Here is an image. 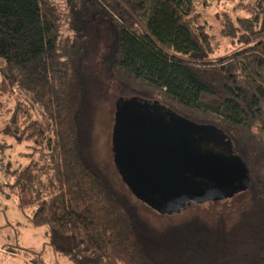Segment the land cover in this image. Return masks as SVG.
Returning a JSON list of instances; mask_svg holds the SVG:
<instances>
[{"label": "trees", "instance_id": "obj_1", "mask_svg": "<svg viewBox=\"0 0 264 264\" xmlns=\"http://www.w3.org/2000/svg\"><path fill=\"white\" fill-rule=\"evenodd\" d=\"M210 1L0 0V110H11L0 151L24 143L28 159L6 167L0 192L30 207L29 224L47 236L40 249L4 254L26 264H45L47 247L71 264H264V0H240L243 14L224 12L217 29L203 14ZM99 21L108 32L97 59ZM224 40L239 46L214 57ZM131 98L227 136L249 178L232 221L192 213L158 226L116 185L97 157V118L103 103L116 111Z\"/></svg>", "mask_w": 264, "mask_h": 264}, {"label": "water", "instance_id": "obj_2", "mask_svg": "<svg viewBox=\"0 0 264 264\" xmlns=\"http://www.w3.org/2000/svg\"><path fill=\"white\" fill-rule=\"evenodd\" d=\"M213 135L227 138L217 127L157 102L119 99L112 135L115 163L138 198L161 213H174L191 201L228 197L249 186L247 165L228 139L226 151L204 148L203 137ZM208 185L231 187L220 192Z\"/></svg>", "mask_w": 264, "mask_h": 264}, {"label": "rangeland", "instance_id": "obj_3", "mask_svg": "<svg viewBox=\"0 0 264 264\" xmlns=\"http://www.w3.org/2000/svg\"><path fill=\"white\" fill-rule=\"evenodd\" d=\"M240 0H211L210 4L203 8V14L208 23L217 29L219 22L224 12H229L233 15L243 14L240 9ZM236 9H233V8ZM106 24L98 22L96 26L95 37L91 49L93 58L99 57L101 49L104 47L105 35L108 32ZM214 33L217 32L214 30ZM223 48L216 52L214 57L222 54L230 53L238 48L239 45L231 44L230 40H224ZM3 59L0 57V65ZM10 109L0 110V125L4 118L10 114ZM115 105L113 100L105 102L101 105V111L98 113L96 130H95V149L99 160L108 167L116 185L123 191L127 192L132 199L139 204L140 212L149 219L153 224L164 226L173 222H180L189 217L192 213H199L210 220L214 221L217 216L224 215L226 219L233 220L239 210L243 208L247 201L246 192L233 194L224 198H214L205 201L201 204L189 202L185 207L174 213H161L154 207L140 198L136 197L132 190L127 185L124 178L115 163V152L113 150V128ZM12 141L11 139H7ZM27 149L24 143H15L13 146L0 151V183L5 182L8 176L6 167L15 169L19 165L27 163L28 159L25 156ZM228 198V199H227ZM139 199V200H138ZM31 208L25 210L19 208L17 200L14 196H7L0 192V264H26V259L20 256L6 255L3 249L8 245L20 244L25 247H33L40 249L47 241L45 234L46 227H34L28 222V214ZM45 264H71L65 256L57 254L55 251L46 248L44 252Z\"/></svg>", "mask_w": 264, "mask_h": 264}, {"label": "flooded vegetation", "instance_id": "obj_4", "mask_svg": "<svg viewBox=\"0 0 264 264\" xmlns=\"http://www.w3.org/2000/svg\"><path fill=\"white\" fill-rule=\"evenodd\" d=\"M203 139L206 141L205 143L203 142L205 144V146H204L205 149H208V148L212 149L214 147L213 150H215V149L217 150L219 148H220L219 150H222V151H226L227 150V144H228L227 138L223 139L219 135H217V136L213 135L212 137H210V136L203 137ZM218 152H220V151H218ZM230 187L231 186L214 187V186L208 185L209 189L217 190V191H220V192L223 191V190H226V189H228Z\"/></svg>", "mask_w": 264, "mask_h": 264}, {"label": "crops", "instance_id": "obj_5", "mask_svg": "<svg viewBox=\"0 0 264 264\" xmlns=\"http://www.w3.org/2000/svg\"><path fill=\"white\" fill-rule=\"evenodd\" d=\"M5 251H3V253H4ZM21 257V256H20Z\"/></svg>", "mask_w": 264, "mask_h": 264}]
</instances>
